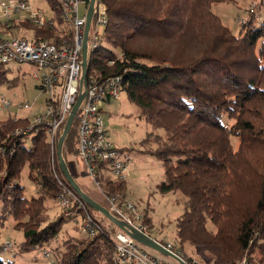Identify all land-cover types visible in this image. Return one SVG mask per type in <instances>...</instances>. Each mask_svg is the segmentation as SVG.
I'll return each mask as SVG.
<instances>
[{
	"label": "trees",
	"instance_id": "1",
	"mask_svg": "<svg viewBox=\"0 0 264 264\" xmlns=\"http://www.w3.org/2000/svg\"><path fill=\"white\" fill-rule=\"evenodd\" d=\"M46 1L57 25L20 19L16 26L58 43L64 39L61 4ZM255 1L264 9V0ZM84 2L86 7L90 0ZM224 2L236 0H97L108 21L89 51L87 76H121L122 89L150 125L139 150L162 161L159 190L183 196L176 226L180 242L201 247L208 262L246 256L249 264H264V11L258 22L253 4L235 31L213 10ZM5 65L0 63V86H13L17 78L9 77ZM27 125L28 119L0 120V253L9 251L1 228L10 221L23 234L18 254L43 249L56 255L57 264H116L113 231L96 216L95 236L61 238L72 219L63 209L52 218L48 200H57L63 190L76 191L45 128L28 137L15 134ZM78 150L75 116L62 149L69 168L70 155ZM25 172L41 185L31 196ZM126 184L109 180L107 186L110 193H126ZM144 222L151 228L148 214ZM12 263L0 258V264Z\"/></svg>",
	"mask_w": 264,
	"mask_h": 264
},
{
	"label": "built area",
	"instance_id": "2",
	"mask_svg": "<svg viewBox=\"0 0 264 264\" xmlns=\"http://www.w3.org/2000/svg\"><path fill=\"white\" fill-rule=\"evenodd\" d=\"M59 2L64 39L59 40L58 43L37 36H4L2 32L6 30L5 25L13 15L23 14L20 16L21 20H29L39 26L57 25V22L43 9L35 8L30 0H9L1 7L0 63L36 66L39 72L35 73L34 77L39 81L40 89L49 94L50 98L45 112L36 115L32 122L28 115L21 113L31 109L30 103L14 104L7 96L1 95L0 116L6 114L14 121L28 119L27 126L15 131V134L21 136L28 137L34 129L45 128L51 137L50 144L55 146L59 141L57 135L60 133L62 125L65 124L64 121L68 119L79 95L86 90V95L76 114L79 120V150L73 156L81 158L87 173L93 177V181L102 190V186L107 185L103 181V177L108 181H128L130 178L132 156L129 151L113 144L101 104L103 101H111L120 97L123 81L121 76H110L103 80L86 76L85 87L81 89L82 51L88 6L85 7L84 14H81L80 7L85 4L84 0H59ZM107 21L104 5L99 4L97 7L95 5L88 36V54L99 42ZM245 21L244 19L243 22ZM13 106L16 108L14 112L10 111ZM40 187L41 185L36 182V188ZM104 193L107 200L106 207L114 216L127 222L138 231L151 236L148 227L144 224V213L129 200L127 192L110 193L107 191L106 193L104 191ZM58 201L67 218L75 219L79 214L83 215L81 228L87 236L93 237L98 234V228H100L98 220L85 208L87 203L80 195L71 190H63ZM74 208H79L84 213L74 211ZM105 229L110 233L113 231L108 227ZM113 238L115 240L114 261L116 264H180L176 259L164 254L165 257H162L159 255L162 253L158 251L152 253L151 248L146 247L122 229L113 231ZM157 241L165 249L189 264L177 245L172 242ZM43 258L47 264H54L56 260L53 254L47 250L43 251ZM194 264L202 263L195 261ZM211 264H249V261L244 257L234 262H211Z\"/></svg>",
	"mask_w": 264,
	"mask_h": 264
},
{
	"label": "rangeland",
	"instance_id": "3",
	"mask_svg": "<svg viewBox=\"0 0 264 264\" xmlns=\"http://www.w3.org/2000/svg\"><path fill=\"white\" fill-rule=\"evenodd\" d=\"M7 1L9 0H0V8ZM30 1L35 8H41L48 16L51 15V10L48 7L46 0ZM253 4H255V6L257 5L255 0H236V2L216 4L213 6V10L224 20L225 24L229 25L236 31L240 28V24L243 20L247 19L248 10L255 7ZM256 10L258 11L256 19L260 22L264 9L260 10V8L256 6ZM80 11L81 14H84V4L81 5ZM19 16H23V14ZM11 25L14 26L8 28V30H10L9 32H7V30L2 32L4 36L6 32L9 36H35V32L32 30L26 29L25 27H16L17 18L15 17H12ZM104 45L112 50H117L106 41H104ZM5 67L9 69V77L17 78V83L13 86H9L8 84L0 86V96H7L14 104L30 103L31 109L21 113L28 115L33 122L36 115L45 112L50 98L49 94L40 89L39 81L34 77V74L39 72L38 68L31 64L17 63L7 64ZM101 104L104 109L106 126L113 144L118 148H124L129 151L132 156L133 160L130 167V178L126 184V192L129 200L135 203L144 215L148 214L151 225V228H147L148 232L157 240L162 242H172L177 245L189 264H194L195 261L202 264H211V262H208L205 257H203V249L201 247L193 245L190 242H185L183 244L180 242L176 226L178 217L184 211V199L183 196L178 193H163L159 190V184L165 177L163 163L157 157L142 153L139 150L141 148L140 142L145 139L151 128L144 119L139 117L136 104L130 100L124 90L121 92L118 99L103 101ZM10 111H16L15 106H13ZM7 117L6 114H2L0 120H4ZM67 120L68 119H66L64 123H66ZM60 133L57 135L58 140L60 139V136H62ZM48 141L51 142V137L49 135ZM28 144L30 145L31 141H29ZM56 144V148L58 149L59 141ZM131 146H133L135 150L131 151ZM73 155L74 154L70 155L71 159L69 165L75 180L83 191L104 206H107L104 191L107 193L109 187L104 184L103 189L101 190L93 181V177H90L87 173L85 164H83L81 160H73ZM57 158L61 165L58 152ZM106 181V183H108V180ZM23 183L27 188V194L29 196L39 190L36 188V183L29 179L26 172L23 174ZM48 205L50 207L49 212L52 218L62 212L63 208L60 206L58 199H49ZM92 212L93 213L91 214L102 220L108 228H114L112 229L113 231L118 230L117 227L113 226L112 221L104 217L101 212L96 210H93ZM82 224V214H79L75 219L66 222L61 232V238H68V235H74L75 237H80L83 234L85 235L81 228ZM11 226L12 223L9 221L5 228H1V233L3 234L2 240L5 242L4 245L9 251H3L0 253V258L6 263L12 261V264H47V262L43 260V249H35L21 254L16 253L18 248L17 243L23 239V234L21 230L13 229ZM209 228L215 231V226L211 223L209 224ZM151 252L157 253L153 249H151ZM159 255L165 257L163 254ZM53 257L56 259V255H53ZM54 264H57V260H55Z\"/></svg>",
	"mask_w": 264,
	"mask_h": 264
},
{
	"label": "water",
	"instance_id": "4",
	"mask_svg": "<svg viewBox=\"0 0 264 264\" xmlns=\"http://www.w3.org/2000/svg\"><path fill=\"white\" fill-rule=\"evenodd\" d=\"M97 0H90V3L88 5V12H87V21L85 25V33H84V46H83V51H82V59H83V64H82V77H81V89L85 87L84 85V80L86 79L87 76V71H88V36H89V31L91 28L92 24V19L94 16V10H95V5H96ZM86 95V90H84L78 97L69 117L66 122L64 131L62 136L59 139V147H58V153H59V158H60V163H61V168L62 171L67 178L68 182L71 184V186L75 189V191L85 200V202L89 205V207L94 208L95 210L101 212L104 214L107 218H109L113 223H115L120 229L130 233L137 241L145 245L146 247H149L155 251H158L166 256H169L173 259H176L177 261L180 262V264H186L180 257H178L176 254L168 251L165 249L156 239H154L150 235H146L134 227L130 226L127 222L117 218L114 216L109 209L104 206L102 203L96 201L93 199L90 195H88L85 191L82 190V188L79 186L78 182L75 180L72 172L70 171V168L68 167L67 163L65 162L63 155H62V149H63V144L65 141L66 136L70 132L72 123L74 121V118L78 112V109L80 107V104L82 103L84 97Z\"/></svg>",
	"mask_w": 264,
	"mask_h": 264
},
{
	"label": "crops",
	"instance_id": "5",
	"mask_svg": "<svg viewBox=\"0 0 264 264\" xmlns=\"http://www.w3.org/2000/svg\"><path fill=\"white\" fill-rule=\"evenodd\" d=\"M48 3V2H47ZM48 7H49V4H48ZM50 8V7H49ZM1 9V8H0ZM51 10V9H50ZM1 15V14H0ZM51 17H53L54 16V13H53V11L51 10V15H50ZM12 17H15V18H17V24L19 23V18H20V16L17 14V15H13ZM12 17L10 18V20L8 21V23H9V25H11V21H12ZM8 25V24H7ZM6 25V26H7ZM11 26H14V25H11ZM17 27V26H16ZM9 28V27H8ZM8 28L6 27V30H7V32H9L10 30H8ZM33 31V30H32ZM7 32L5 33V36H9V35H7ZM34 32V31H33ZM73 160H78L76 157H74L73 156V158H72ZM133 160V159H132ZM82 161V160H81ZM83 162V161H82ZM84 164V163H83ZM112 229H114V228H112ZM84 235V234H83ZM83 235H81V236H83ZM69 237H71V236H74V235H68ZM80 236V237H81ZM43 260H44V258H43Z\"/></svg>",
	"mask_w": 264,
	"mask_h": 264
},
{
	"label": "bare ground",
	"instance_id": "6",
	"mask_svg": "<svg viewBox=\"0 0 264 264\" xmlns=\"http://www.w3.org/2000/svg\"><path fill=\"white\" fill-rule=\"evenodd\" d=\"M88 73V72H87ZM88 75V74H87ZM71 130V129H70ZM103 187V186H102ZM61 206V205H60ZM104 216V215H103Z\"/></svg>",
	"mask_w": 264,
	"mask_h": 264
}]
</instances>
